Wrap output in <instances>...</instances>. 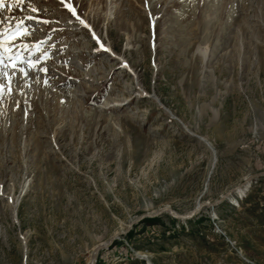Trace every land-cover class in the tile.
<instances>
[{
    "label": "rangeland",
    "instance_id": "1",
    "mask_svg": "<svg viewBox=\"0 0 264 264\" xmlns=\"http://www.w3.org/2000/svg\"><path fill=\"white\" fill-rule=\"evenodd\" d=\"M172 2L4 0L45 15L50 58L0 96V264H87L126 230L95 264H264V175L242 184L264 170V0Z\"/></svg>",
    "mask_w": 264,
    "mask_h": 264
},
{
    "label": "snow or ice",
    "instance_id": "2",
    "mask_svg": "<svg viewBox=\"0 0 264 264\" xmlns=\"http://www.w3.org/2000/svg\"><path fill=\"white\" fill-rule=\"evenodd\" d=\"M18 3H22L23 0H17ZM63 3V0H62ZM73 16L80 22V24L87 27L86 22L81 19L77 14L76 10L73 8L71 3L63 4ZM4 7V0H0V8ZM9 9H11L12 4L9 3ZM31 7V5H30ZM39 9L31 7V12H37ZM9 18L5 17L4 20H0V25L5 23V20ZM35 20L36 23L41 22L40 17H34L28 15L23 19L15 20V26L13 27L11 21L8 23V27H0V75L6 78L5 81H0V96L5 92H12L11 87V77L15 76L17 72L20 74V78H30L29 72H34L37 75L44 72L47 73L48 69L46 66H41V61H46L50 58L49 51L45 50L41 52L39 57L35 56L36 52H40L44 44V41H37L32 43L31 46L29 43L25 42L24 37L29 34V29L31 28V21ZM28 21L29 23H26ZM44 24L51 23L49 20H43ZM55 31V29H51ZM94 39L98 38L95 36V33L92 34ZM104 47L102 44L100 45ZM63 50V46L60 48ZM47 79L44 80V83H47ZM22 90V89H21Z\"/></svg>",
    "mask_w": 264,
    "mask_h": 264
},
{
    "label": "water",
    "instance_id": "3",
    "mask_svg": "<svg viewBox=\"0 0 264 264\" xmlns=\"http://www.w3.org/2000/svg\"><path fill=\"white\" fill-rule=\"evenodd\" d=\"M261 175H264V170H262V171H260V172H258V173H254V174H251V175H249L246 179H245V181L242 183V184H251V182L253 181V180H255L256 178H258L259 176H261ZM236 190V188L234 189H231L227 194H224V196H222L219 200H217L216 202H213V203H207V204H209V205H211V206H214L217 202H220V201H223L225 198H226V195H228L229 193H231V192H234ZM205 204V203H204ZM204 204H201L200 206H199V208H195V209H193V210H190L189 212H187V213H181V212H178V211H176V210H174V209H172V208H169V207H165V208H162V209H160V210H158L157 212H154V213H150V214H142L138 219H136V220H134V221H132V223L131 224H133V223H135V221H140L141 219H143V218H145V217H152V216H157V215H160V214H162V213H164V212H167V213H169L172 217H174V218H179V219H188V218H192L195 214H196V212L202 207V206H204ZM129 229V228H128ZM127 232V230L126 231H120L119 233H116V234H114V236L111 238V240L108 242V243H106V245H103V246H101V248L100 249H98L97 248V250H95L94 252H95V254H94V256H93V262H92V264H95V262H96V260H97V257H98V254H99V250H102V249H104V248H108L112 243H113V241L116 239V238H118L119 237V235L120 234H122V233H126ZM149 262V261H148ZM150 263V262H149Z\"/></svg>",
    "mask_w": 264,
    "mask_h": 264
},
{
    "label": "bare ground",
    "instance_id": "4",
    "mask_svg": "<svg viewBox=\"0 0 264 264\" xmlns=\"http://www.w3.org/2000/svg\"><path fill=\"white\" fill-rule=\"evenodd\" d=\"M165 1H166V0H159L160 5L162 4V2L165 3ZM172 1H173L172 3L175 4L177 0H176V1H175V0H172ZM158 4H159V3H158ZM154 5H155V4H153L152 7H151V8H153V11H154V10H157L156 7H155ZM175 5H176V4H175ZM225 8H226V7H225ZM11 12H12V11H11ZM11 12H10V13H11ZM7 13H9V12H7ZM19 16H22V15H19ZM31 22H32V21H31ZM3 27H4V28H7L8 25L3 24ZM190 30L192 31L191 33H194V31L196 30V28L193 27V26H191V27H190ZM207 32H208V31H207ZM36 34H37V32H36ZM29 36H33V35L28 34V35H26V38H28ZM206 36H207V35H206ZM165 41H166V40H165ZM208 41H209V40H208ZM229 41H230L229 39H226L225 42H229ZM235 43H236V41H235ZM199 47H200V46H199ZM200 51L202 52V54H205V50H204L203 48H202V49L200 48ZM61 72H62V71H61ZM49 76H50V75H49ZM0 77H1V76H0ZM12 77H14V76H12ZM1 78H3L4 81H7L6 78H4V77H1ZM0 81H1V80H0ZM57 81H58V80H57ZM57 81L54 80V82L58 83ZM60 81H61V80H60ZM11 83H12V82H11ZM71 84H72V82H71L70 80H66V81L63 83V86H68V85H71ZM58 91H59V92H63L61 89H59ZM6 93H7V92H6ZM3 94H4V93H3ZM7 98H8V97H7ZM7 98H6V99H7ZM0 99H1V98H0ZM2 99L4 100V98H2ZM2 99H1V100H2ZM3 100H2V102L5 101V100H4V101H3ZM0 104H1V102H0ZM47 104H48V103H47ZM2 105H3V104H2ZM3 112H4V111H3ZM16 112H17V111H16ZM0 114H1V112H0ZM2 114H3V113H2ZM78 117H79V116L77 115V118H78ZM1 119H2V116L0 115V120H1ZM52 122H53V121H52ZM0 124H1V121H0ZM45 125H46V124H45ZM51 125H52V124H51ZM15 126H18V122L15 123ZM47 126H48V125H47ZM55 132H57V131H55ZM2 134H3V133H2ZM15 137H16V136H15ZM16 138H17V137H16ZM205 141H206V140H205ZM240 187H241V185H239V186L236 187V188H240ZM240 190H241V189H240ZM240 190H239V191H240ZM241 193H242V192H241ZM226 197H227V195H226ZM119 232H120V231H117L116 233H119ZM116 233H115V234H116ZM106 243H107V242H104V243L98 244V245H96V246L94 247V249L92 250V253H91V257L89 258V261H88L87 264H92V262H93V256H94V254H95L94 251L97 250V248L100 249L101 246L106 245ZM99 251H100V250H99Z\"/></svg>",
    "mask_w": 264,
    "mask_h": 264
},
{
    "label": "trees",
    "instance_id": "5",
    "mask_svg": "<svg viewBox=\"0 0 264 264\" xmlns=\"http://www.w3.org/2000/svg\"><path fill=\"white\" fill-rule=\"evenodd\" d=\"M149 219H151V218H148V217L146 218V220H149ZM152 219H158V220H160L159 216H157V217H155V218H152ZM152 219H151V220H152ZM172 219H173V220H176V218H174V217H172ZM129 233H130V232H129ZM129 233H128V234H129ZM134 264H146V263H144L143 260L136 259Z\"/></svg>",
    "mask_w": 264,
    "mask_h": 264
}]
</instances>
